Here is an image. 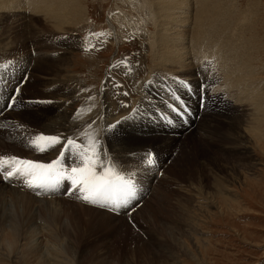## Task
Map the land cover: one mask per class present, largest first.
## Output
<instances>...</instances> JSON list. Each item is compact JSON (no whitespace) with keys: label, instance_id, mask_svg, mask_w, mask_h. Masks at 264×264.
<instances>
[{"label":"rangeland","instance_id":"374dc122","mask_svg":"<svg viewBox=\"0 0 264 264\" xmlns=\"http://www.w3.org/2000/svg\"><path fill=\"white\" fill-rule=\"evenodd\" d=\"M79 3L82 12L74 23L76 38L63 71L67 75V89L74 98L66 101L63 108L58 106L60 93L54 91L49 81L59 71L54 66L55 52L49 54L51 50L41 49V43L13 45L21 41L14 31H23L26 23L38 32L48 26L42 19L43 12L21 7L17 11L0 10V61H7L12 72L0 76V82L12 79V87L0 94V100H4L0 156L43 163L55 160L59 145L40 153L29 147V141L40 134L60 136L49 119H60V112L65 111L71 129L64 137L68 133L69 137L77 136L88 123L96 121L89 132L99 135L102 149L114 159L116 170L124 174L125 168L133 166L124 175L134 182L135 196L126 206L113 211L88 206L75 196L64 195L67 181L61 183L56 194L36 195L19 180L9 184L0 178L1 186L17 191H0V264H264V137L258 141L254 133L264 129V124L254 126L256 118H261L260 113L264 112H255L250 105L255 101L250 95L255 96L264 85V0H224L221 6L226 13L215 18L219 23L217 37H203L206 41L214 37L215 44L200 46V38H191L192 21L188 34L191 43L186 46L198 64L183 71L176 66L170 68L169 64V68L161 65L156 48L161 21H156L154 12L139 11L136 0H79ZM17 14L23 17L24 25L14 21ZM244 18L249 27L243 35L247 43L240 48L247 56L242 59L248 73L245 72L244 78L252 88L243 82L240 86L226 83L228 78L222 65L226 61L237 62L229 57L232 49L225 51L224 44L226 36L234 34L237 23ZM200 28L205 35L208 28ZM43 35L46 34L40 36ZM57 40L53 42L56 47ZM161 52L163 55L164 50ZM34 59L38 62L33 67ZM37 64L38 68L42 66L40 69L47 68L35 72ZM31 67L33 75L29 77ZM24 77V84L19 85ZM146 78L145 90H150L144 93ZM177 78L187 81L202 95L209 91L210 100L203 113L198 110V102L185 94L180 99L191 105L192 112L197 111L196 118L189 119L191 125L188 122L185 129H173L170 122L164 121L157 124L156 133L144 131L157 107L166 110L171 103L169 91L184 89ZM202 83L205 92L201 91ZM21 87L25 89L23 93L14 92ZM135 100L145 109L141 121L135 117L122 120L127 110L137 106ZM261 101L264 106V96ZM8 104L14 107L8 109ZM83 116H91L92 121L82 124ZM175 121L179 122L178 117ZM200 121L201 127L196 129ZM39 143L44 147L43 141ZM148 149L159 154V158L149 157L155 170L148 175L146 184L141 178L135 182L138 176L134 165ZM141 157L148 161V156ZM18 192L43 201L26 203Z\"/></svg>","mask_w":264,"mask_h":264},{"label":"bare ground","instance_id":"6f19581e","mask_svg":"<svg viewBox=\"0 0 264 264\" xmlns=\"http://www.w3.org/2000/svg\"><path fill=\"white\" fill-rule=\"evenodd\" d=\"M21 0H18V2H15V0H0V10L6 12L5 10H19L20 7L23 9H27L29 11H33V12H43L44 14V18H42L44 20V23H46L48 26L44 28V30H40L39 32L35 29H30L31 28V24L26 26L24 28L23 31L21 32H16V35H18L17 37H19L18 39H20V42H16L13 45H16L17 43H22L23 46H25L26 44L29 45H37V43H41V49H45V50H51V52L49 54H51L52 52L56 55L55 57V61L57 63L56 68L59 71H56V73L54 74L53 77L49 78L51 80V85H54L55 89L54 91H56V93H60V97H58V101H60L58 103L59 108H63V104L66 101H71L74 96L72 94V92H70L67 89L66 86V74L63 72L65 65L67 64V61L69 60L68 54L70 51H72L73 46L72 41L76 38L74 35L75 32V27H74V23L77 21L76 16L82 12V6L79 3V0H24L23 3L20 2ZM224 1V0H223ZM222 0H136V3L139 11H144L146 12H151V13H155L156 16V21L160 20L161 24L158 28V34H157V46L156 48H158V53H159V58L161 57V62L163 64L161 65H165L168 67V64L171 65L170 68H174V66H176L180 71L186 70L189 67H196L195 64H198V60H196L194 57H192V55L190 54V47L188 48V45L190 41V37L188 36V34L190 35V23H192V21L194 22V25L192 26V30H191V38L193 39H198L200 38V42L199 45L201 46L202 44L206 43L207 45H211V44H215V38L213 37V39H209V40H203V37L205 38H210L211 36H215L217 37L218 35V28H217V24L219 25V23L217 22L216 16H220L221 14L224 15V7H222L221 5L223 4ZM229 1V0H228ZM12 3H15V5ZM231 5V3H229ZM226 7L227 3L224 4ZM234 6V5H233ZM253 9V8H252ZM148 10V11H147ZM226 10V9H225ZM24 11V10H23ZM231 11V10H230ZM233 11V9H232ZM19 12V11H18ZM40 12V14H42ZM11 13V12H10ZM32 13V12H31ZM30 13V14H31ZM229 13V12H228ZM23 14V13H22ZM35 13L32 14V16ZM38 13H36L37 16ZM13 15V14H12ZM244 15V14H242ZM2 17H6L5 14H1ZM234 16V15H233ZM249 16V15H248ZM231 17V15H230ZM242 18V17H241ZM40 19V17L38 18ZM230 19V18H229ZM234 19V18H233ZM238 19V18H237ZM236 19V22L238 21ZM23 17H20V15L17 14V19H15V22H19V23H23L22 25H24V21H23ZM3 21V20H2ZM228 21V20H227ZM246 18L240 20L237 23L238 28H235V30H237L236 32L233 31L234 34L229 35V37L226 36V40L227 42L224 44V50L227 51L232 49V54H229V57L231 58H235L237 60V62L235 63H231L228 61H226V64H222L224 65V74L225 76L228 78V82L226 83H234L238 86H240V82H243V84L245 85H250V83H248L244 77L247 76L245 75L247 73L246 71V64L243 63L242 59L246 58L247 56H245V54L241 51V46L244 47V44L247 43L246 39L243 37L244 32L247 30L246 25H248V21ZM152 22V21H151ZM208 22V23H207ZM246 22V23H244ZM18 23V24H19ZM230 23V22H229ZM228 23V24H229ZM193 24V23H192ZM227 24V23H225ZM224 24V26H226ZM227 24V25H228ZM231 24V23H230ZM16 25V24H15ZM44 25V24H43ZM234 25L235 22H234ZM250 25V24H249ZM207 27L208 30L206 32L205 35H202L201 33L204 32L201 30L200 27ZM11 27V26H10ZM9 27V28H10ZM34 27V25H33ZM222 27V26H221ZM230 27V26H229ZM234 28V27H233ZM205 29V28H204ZM231 29V28H230ZM229 29V30H230ZM11 30V29H10ZM228 30V31H229ZM13 31V30H12ZM11 31V32H12ZM224 31V30H223ZM8 34V32H6ZM22 33V34H21ZM24 33V34H23ZM26 33H29V37H25ZM12 34V33H11ZM41 34H46L43 36H40ZM53 35H56L57 37H53ZM227 33H225L226 35ZM6 35V34H5ZM0 36H2V33L0 34ZM7 36V35H6ZM13 36V35H12ZM33 37H35L36 39H33ZM51 37V38H50ZM68 37V38H67ZM219 37H221L219 35ZM223 37V36H222ZM5 38V36L3 37ZM2 38V39H3ZM8 38H10V36H8ZM6 38V39H8ZM23 38V39H22ZM188 38V39H187ZM4 39V40H6ZM15 39V38H14ZM47 39H51L52 42L48 41ZM55 39H59V46L56 47L55 43H53L55 41ZM188 41H187V40ZM219 39V38H217ZM224 39V38H223ZM221 40V39H219ZM13 41V40H12ZM187 41V42H186ZM224 41V40H223ZM49 42V43H48ZM4 43V42H3ZM7 43V41H6ZM186 43H188V45L186 46ZM57 44V45H58ZM75 44V43H74ZM220 44V43H219ZM6 45V44H5ZM193 45V44H192ZM1 46V44H0ZM8 46V45H7ZM220 46V45H219ZM2 47V46H1ZM4 47V46H3ZM19 47V45H18ZM55 49H51L54 48ZM79 47V46H78ZM77 47V48H78ZM195 47V46H194ZM197 47V46H196ZM7 48V47H5ZM206 48V47H205ZM218 48V47H217ZM8 49V48H7ZM197 49H201V48H197ZM210 49V48H209ZM223 49V48H222ZM5 50V49H4ZM36 50L38 51L39 48H36ZM162 50H164L163 55L162 54ZM193 50V49H192ZM195 50V48H194ZM212 50V49H211ZM216 50V49H214ZM218 50V49H217ZM246 50V49H245ZM8 51V50H7ZM29 51V50H28ZM213 51V50H212ZM6 52V51H5ZM40 52V51H39ZM195 52V51H194ZM200 52V51H199ZM197 52V53H199ZM203 52V51H202ZM207 52V51H206ZM224 51H222L223 53ZM247 52V51H246ZM7 53V52H6ZM29 53V52H28ZM205 54V51L203 52ZM210 53V52H209ZM217 53V52H216ZM227 53V52H226ZM231 53V52H230ZM250 53V52H249ZM5 53H3L4 55ZM30 54V53H29ZM155 54V53H154ZM202 54V53H201ZM200 54V55H201ZM218 54V53H217ZM7 55V54H6ZM28 55V54H27ZM203 55V54H202ZM202 55L199 56L202 58ZM206 55V54H205ZM208 55V53H207ZM211 55V53H210ZM209 55V56H210ZM10 56V55H9ZM29 57V56H28ZM43 57V56H42ZM52 57V56H51ZM175 57V59L173 58ZM47 58V57H46ZM45 58V59H46ZM71 58V57H70ZM198 58V56H197ZM44 59V58H43ZM44 59V60H45ZM203 59V58H202ZM249 59V58H248ZM48 60V59H47ZM49 60H51L49 58ZM36 61V63L38 62L37 60H33V64L31 62V65L35 66L34 62ZM53 61V59H52ZM207 61V60H206ZM211 61V58H210ZM221 61V60H220ZM51 62V61H50ZM155 62V61H154ZM213 62V61H212ZM49 63V62H48ZM41 64V63H40ZM45 64V63H44ZM211 64V63H210ZM221 65V66H222ZM33 66V67H34ZM49 66V65H47ZM51 66V64H50ZM63 66V67H62ZM203 66V65H202ZM219 66V65H218ZM216 65V67H218ZM33 67H31L32 69H30L29 72V77L30 75H33ZM42 67V66H40ZM40 67L38 68V64L37 67L35 69V72H40L42 71L43 68L40 69ZM44 67V66H43ZM209 67V66H208ZM47 68V67H46ZM44 67L43 71L46 69ZM51 68V67H49ZM190 68V69H191ZM214 68V67H213ZM210 69V68H209ZM248 69V68H247ZM192 70V69H191ZM42 71V72H43ZM156 71V70H155ZM190 71V70H189ZM21 72V71H20ZM246 72V73H245ZM153 74V73H152ZM215 74V73H214ZM248 74V73H247ZM23 73L20 75L22 77ZM208 75V74H207ZM224 76V77H225ZM19 77V75L17 76ZM47 77V76H46ZM218 78V77H217ZM148 79V78H147ZM150 79V78H149ZM154 79V78H153ZM7 80V79H6ZM260 80V79H259ZM12 79H10L9 81H5L2 82L1 85V92L0 94H4L5 88H9L12 87ZM144 81V80H143ZM230 81V82H229ZM138 82V81H137ZM222 82V81H221ZM144 83V82H143ZM151 83V82H150ZM39 84V83H38ZM44 84V83H43ZM49 84V83H47ZM138 84V83H137ZM218 84V83H217ZM216 84V85H217ZM262 84V83H261ZM139 85V84H138ZM148 85V84H147ZM219 85V84H218ZM221 85V84H220ZM232 85V84H230ZM248 85V86H249ZM254 85V83H253ZM229 88V85H227ZM242 86V85H241ZM244 86V85H243ZM246 86V87H248ZM251 88L253 87L252 85H250ZM232 87V86H231ZM230 87V90H231ZM235 87V86H233ZM137 88V87H136ZM213 88V87H212ZM237 89V87H235ZM241 88V87H239ZM249 88V87H248ZM250 88V89H251ZM219 89V88H218ZM242 89V88H241ZM246 89V88H245ZM256 89V88H254ZM22 90V93L25 91L24 88H20V91ZM138 90V89H137ZM140 90V88H139ZM229 90V89H227ZM235 90V89H234ZM244 90V88H243ZM247 90V89H246ZM245 90V91H246ZM237 91V90H235ZM220 92V90L218 91ZM255 92V90L253 91ZM258 92V91H257ZM138 93V92H137ZM140 93V92H139ZM138 93V94H139ZM231 93V92H230ZM249 93V92H246ZM245 93V94H246ZM143 94V93H141ZM226 94V93H225ZM244 94V93H243ZM242 94V95H243ZM38 96V95H37ZM41 96V95H40ZM141 96V95H140ZM145 96V95H144ZM264 96V85L262 86L261 90L255 94L250 95V98L254 99L255 101L251 102L250 105L253 109V111L255 110V112H258V110L263 111L264 112V106H263V102L261 101L262 97ZM48 97V96H47ZM228 97V96H227ZM236 98V96H234ZM233 97V98H234ZM243 97V96H242ZM249 97V95L247 96ZM38 98V97H37ZM137 98V97H136ZM231 98V97H229ZM237 99V98H236ZM235 99V101H237ZM257 100V101H256ZM3 100H0V102ZM239 102V101H238ZM240 104V103H239ZM242 105V103L240 104ZM234 106V105H233ZM237 106V105H236ZM262 106V107H261ZM247 108V107H246ZM86 110V114H88L87 110L88 108L85 107ZM243 110V109H242ZM192 111V110H191ZM62 112V113H61ZM60 112V119H49L50 122L52 124H54V128H57V134H65L66 131L69 132V129H71V126L68 124L67 120H68V116L66 115L65 111H61ZM259 112V113H260ZM12 113V112H11ZM91 113V111H90ZM203 113V112H202ZM261 118H256L257 120L254 121V126L255 127H259L264 124V113H260ZM94 115V114H93ZM254 115V113H253ZM258 115V114H257ZM250 116V115H249ZM55 117V116H54ZM191 117V116H190ZM202 117V116H201ZM91 120V116H89L88 118L86 116H83L81 123L83 124L84 121L86 120ZM206 120V119H205ZM2 121V116L0 117V122ZM102 121V120H101ZM199 121V120H198ZM99 122V121H98ZM204 122V121H203ZM8 123V122H7ZM91 123V122H90ZM246 123H249L248 121ZM16 124V123H13ZM23 124V123H22ZM89 124V123H88ZM3 125V122L0 123V127ZM6 125V124H5ZM10 126V125H9ZM13 126V125H12ZM67 126H69L67 128ZM252 126V125H251ZM11 127V126H10ZM82 127V126H81ZM87 127V126H85ZM201 127V121L197 123V128ZM209 127V125H208ZM254 129H257L255 128ZM3 128V127H2ZM80 129V128H79ZM105 129V128H104ZM251 129V128H250ZM97 130V129H96ZM204 130V129H203ZM252 130V129H251ZM59 131V132H58ZM71 131V130H70ZM78 131V130H77ZM0 132H2L0 130ZM54 132V131H53ZM67 132V133H68ZM206 132V131H205ZM253 132V131H252ZM106 133V132H105ZM255 135L257 136L256 139L261 140L264 137V129L263 130H254ZM1 134V133H0ZM71 134V133H70ZM102 134V133H100ZM125 136V134H123ZM121 135V136H123ZM19 136V135H18ZM69 133L65 136V137H69ZM99 137V135H97ZM72 137V136H71ZM101 137V136H100ZM119 137V136H118ZM241 137V136H240ZM244 138V136H242ZM241 137V138H242ZM255 137V136H254ZM105 138V137H104ZM156 138V137H155ZM236 138V137H235ZM234 138V139H235ZM240 138V139H241ZM233 139V140H234ZM18 140V139H17ZM101 140V139H100ZM116 140V139H115ZM121 140V139H120ZM13 141V140H12ZM26 141V140H25ZM123 141V140H122ZM116 144V143H114ZM119 145V144H118ZM117 145V146H118ZM22 146V145H21ZM134 149V148H133ZM134 151V150H132ZM122 152V151H121ZM55 153V152H54ZM132 153V152H131ZM57 154V153H56ZM54 155V154H52ZM167 155V154H166ZM142 156V155H141ZM113 157V156H112ZM117 158V157H116ZM122 158L120 157L119 160H121ZM138 159V158H137ZM114 160V159H113ZM170 160V159H169ZM118 161V160H116ZM122 165V164H121ZM121 167V166H120ZM163 171V170H162ZM165 171V170H164ZM166 174V173H165ZM163 175V174H162ZM12 191L13 193H16L17 191L15 189H11V188H7L5 186H1L0 185V191ZM19 190V189H18ZM17 194L20 195V197L26 202V203H32V202H39V201H43V200H37L35 198L32 197H28L26 196L27 194L25 193H21L18 192ZM31 207V206H30ZM106 218V217H105Z\"/></svg>","mask_w":264,"mask_h":264},{"label":"snow or ice","instance_id":"6c2138e0","mask_svg":"<svg viewBox=\"0 0 264 264\" xmlns=\"http://www.w3.org/2000/svg\"><path fill=\"white\" fill-rule=\"evenodd\" d=\"M177 83L186 89L191 87L187 81L178 78ZM16 91L19 93L20 89L17 88ZM201 91H206L203 83ZM170 94L173 95V99L180 102L173 90H170ZM89 99L92 98L89 97ZM7 107L13 108L14 104H8ZM181 107L185 106L181 103ZM173 110L179 111L175 107ZM76 115H79V110ZM75 118L76 116L73 117ZM95 123L96 121H92L84 131L74 137L40 134L32 138L29 141V147L40 153L60 146L58 157L48 163L17 156H0V178L9 184L19 180L23 187L36 195L56 194L61 183L67 181L68 186L63 194L75 196L85 205L109 208L113 211L117 207L126 206L135 196V184L130 176L116 170L113 159L103 151L100 138L90 134L89 130ZM108 127L112 128L115 125ZM40 141L45 142L46 146L42 147ZM68 161H71V164ZM147 162L151 164V158H148Z\"/></svg>","mask_w":264,"mask_h":264}]
</instances>
